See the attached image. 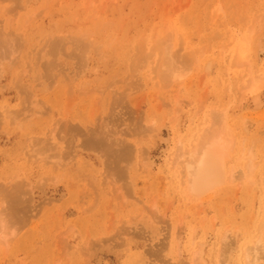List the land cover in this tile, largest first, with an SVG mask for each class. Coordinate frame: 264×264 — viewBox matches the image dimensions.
Wrapping results in <instances>:
<instances>
[{
    "label": "rangeland",
    "instance_id": "374dc122",
    "mask_svg": "<svg viewBox=\"0 0 264 264\" xmlns=\"http://www.w3.org/2000/svg\"><path fill=\"white\" fill-rule=\"evenodd\" d=\"M211 132L222 178L191 192ZM249 263L264 0H0V264Z\"/></svg>",
    "mask_w": 264,
    "mask_h": 264
},
{
    "label": "bare ground",
    "instance_id": "6f19581e",
    "mask_svg": "<svg viewBox=\"0 0 264 264\" xmlns=\"http://www.w3.org/2000/svg\"><path fill=\"white\" fill-rule=\"evenodd\" d=\"M260 43V41L258 42ZM258 46V44H257ZM259 47V46H258ZM256 48V55L255 57L258 58L259 52L261 51L260 48ZM262 47V46H261ZM55 49V48H53ZM243 53H245V50L243 49ZM246 55V54H245ZM244 55V56H245ZM254 56V55H253ZM255 58V59H256ZM246 58H244L245 60ZM248 59V58H247ZM242 62V61H241ZM244 62V61H243ZM243 65V64H242ZM248 65V64H246ZM250 65V64H249ZM177 69V68H176ZM175 73V72H174ZM180 73V72H179ZM181 75V74H180ZM185 75V74H184ZM261 76V75H260ZM243 77V76H242ZM262 79V78H261ZM261 81V80H259ZM260 86V85H259ZM248 87V86H247ZM249 90V88H248ZM258 96V95H255ZM253 97L254 104L260 105V101L257 99L258 97ZM252 100V101H253ZM260 103V104H259ZM253 109V108H252ZM210 115V114H208ZM215 115V114H214ZM211 116V115H210ZM225 117V116H224ZM206 122V121H205ZM208 122V121H207ZM223 123V122H222ZM224 124V123H223ZM161 127V126H160ZM159 127V128H160ZM245 127V126H244ZM243 128V127H242ZM159 131V130H158ZM205 131V130H203ZM207 131V130H206ZM244 131V130H243ZM216 132V131H215ZM209 133V132H208ZM202 135V134H201ZM210 135V134H209ZM204 137V136H203ZM206 138V139H205ZM226 138V137H225ZM224 138V135L214 134L211 132V135L208 137H204V140L201 141L200 144L194 146L193 148H190L187 152V159L185 163L186 173H185V181H187V187L191 189V192L195 193H201L205 190L211 189L218 184L219 181H221L222 178V168H223V162H222V153L224 152L223 147L226 148V146H223V142L226 140ZM199 141V140H198ZM242 141V140H241ZM181 142V141H180ZM203 142V143H202ZM226 142V141H225ZM225 144V143H224ZM227 144V143H226ZM228 145V144H227ZM178 146V145H177ZM249 146V145H248ZM176 147V146H175ZM180 146H178L179 148ZM233 148V146H232ZM227 149V148H226ZM249 149V148H248ZM180 150V149H179ZM185 150V149H184ZM177 151V150H176ZM242 151V150H241ZM185 153V152H184ZM183 153V154H184ZM248 153V151L246 152ZM173 154V153H172ZM226 155V154H225ZM224 155V156H225ZM247 156V155H246ZM241 157V156H240ZM242 158V157H241ZM249 160V158H247ZM251 159V158H250ZM247 160V163L249 164ZM250 161V160H249ZM151 163V162H150ZM251 163V162H250ZM149 164V163H148ZM249 166V165H248ZM245 168V167H244ZM244 173V172H243ZM231 174V173H230ZM230 180V179H229ZM203 194V193H202ZM189 195V194H188ZM227 244V243H226ZM204 244L202 243L201 246ZM206 245V244H205ZM257 245V244H256ZM200 246V247H201ZM225 250V249H224ZM248 250V249H247ZM252 251V250H251ZM246 252V251H245ZM250 252V251H249ZM229 253V252H228ZM227 255V254H226ZM256 255V254H255ZM245 257V256H244ZM256 257V256H255ZM254 259V258H253ZM252 259V260H253ZM258 261V260H257ZM246 262V261H245ZM254 262V261H253ZM250 264V263H249Z\"/></svg>",
    "mask_w": 264,
    "mask_h": 264
}]
</instances>
